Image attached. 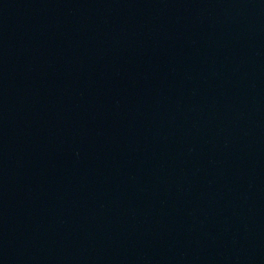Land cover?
I'll return each instance as SVG.
<instances>
[{
    "label": "water",
    "instance_id": "95a60500",
    "mask_svg": "<svg viewBox=\"0 0 264 264\" xmlns=\"http://www.w3.org/2000/svg\"><path fill=\"white\" fill-rule=\"evenodd\" d=\"M0 264H264V0H0Z\"/></svg>",
    "mask_w": 264,
    "mask_h": 264
}]
</instances>
